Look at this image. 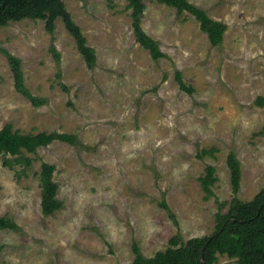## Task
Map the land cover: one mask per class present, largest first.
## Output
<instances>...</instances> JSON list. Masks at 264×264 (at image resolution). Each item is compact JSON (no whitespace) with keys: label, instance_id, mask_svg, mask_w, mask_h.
Segmentation results:
<instances>
[{"label":"rangeland","instance_id":"rangeland-1","mask_svg":"<svg viewBox=\"0 0 264 264\" xmlns=\"http://www.w3.org/2000/svg\"><path fill=\"white\" fill-rule=\"evenodd\" d=\"M63 1L96 51L92 67L61 19L53 33L44 20L0 26V48L21 58L25 84L45 99L35 106L16 90L0 49V129L76 135L25 152L27 168L0 155V217L18 225L0 231V264H130L134 243L152 256L177 232L212 234L218 200L235 196L230 151L242 170L236 196L249 201L264 187V0H190L226 23L216 46L192 15L146 0L142 28L166 54L157 60L136 41L126 0ZM212 147L214 156H198ZM43 162L56 165L64 205L48 216ZM210 164L207 197L199 178ZM217 264L238 263L220 254Z\"/></svg>","mask_w":264,"mask_h":264},{"label":"trees","instance_id":"trees-1","mask_svg":"<svg viewBox=\"0 0 264 264\" xmlns=\"http://www.w3.org/2000/svg\"><path fill=\"white\" fill-rule=\"evenodd\" d=\"M146 0H126V8L130 10L131 27L136 41L147 49L153 59L165 57L159 43L149 36L142 28V18L146 11ZM176 8L179 14L192 15L200 24L203 32L207 33L212 45L223 41L227 29L226 23L215 20L207 10L190 0H151ZM23 19L44 20L48 32L55 31L57 19H61L66 29L73 35L77 49L84 57L86 64L93 66L96 59L95 49L87 44V38L81 27L76 24L63 0H0V26ZM1 49V48H0ZM55 56L59 59V54ZM9 60L14 77L16 90L26 96L33 105L40 106L45 99L34 95L25 84L24 73L21 71L22 60L6 49H1ZM177 71L176 78L181 89L192 92ZM257 102L264 105V97L259 96ZM264 134V124L261 129ZM55 140L76 144V135L58 131H41L38 133H23L14 129L13 124L7 123L0 129V155L3 164L14 168L15 164H23L26 168L33 163V158L27 153H36L40 147H46ZM218 148H203L198 156H214ZM231 181L235 196L230 201H219V212L216 214V229L212 234L192 237L184 240L177 232L170 237L168 246L155 252L152 256L142 253L140 246L134 243L135 258L130 264H217L218 255L235 258L238 264H264V187L249 201L236 196L241 181V164L234 153L230 151L227 157ZM24 171V169H23ZM56 165L43 162L40 171L41 205L44 215H53L63 208V202L58 198V184L54 180ZM216 167L207 165L205 173L199 180L207 193L214 195L212 186L217 180ZM174 218L171 208L166 201L160 204ZM226 211H223V210ZM3 229H18L17 223L10 217H0V231Z\"/></svg>","mask_w":264,"mask_h":264}]
</instances>
